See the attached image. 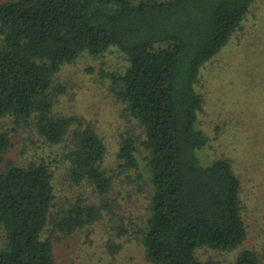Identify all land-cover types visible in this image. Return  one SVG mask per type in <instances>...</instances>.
I'll list each match as a JSON object with an SVG mask.
<instances>
[{"label":"trees","instance_id":"1","mask_svg":"<svg viewBox=\"0 0 264 264\" xmlns=\"http://www.w3.org/2000/svg\"><path fill=\"white\" fill-rule=\"evenodd\" d=\"M256 1L0 4V165L19 129L35 130L45 154L29 151L25 161H8L0 171V264H58L56 241L76 238L101 220L106 196L120 195L121 176L139 167V143L148 150L150 189L137 235L150 264H261L257 250L243 247L249 229L241 174L226 157L204 154L211 138L201 125L205 100L198 88L204 65L242 29ZM111 48L127 62L110 74L116 94L142 128L141 135L119 140L118 170L108 164L104 133L53 113L61 69ZM7 119L13 127L1 128ZM64 167L74 184L87 182L104 196L103 204L80 196L56 209ZM232 253L231 260L219 257Z\"/></svg>","mask_w":264,"mask_h":264},{"label":"rangeland","instance_id":"2","mask_svg":"<svg viewBox=\"0 0 264 264\" xmlns=\"http://www.w3.org/2000/svg\"><path fill=\"white\" fill-rule=\"evenodd\" d=\"M5 1L8 0H0V4ZM126 65L125 57L115 48L100 57L84 54L61 69L52 90L55 115L76 116L105 134L107 161L116 170L121 137L142 134L138 121L118 98L117 85L110 76L121 73ZM198 88L205 100L201 125L211 138L204 154L226 157L241 174L249 229L243 247L257 250L264 264V0L253 3L242 29L204 65ZM11 127L10 119L1 124V128ZM35 133L30 128L15 133L16 146L0 165V171L8 161H25L29 151L45 155ZM203 150L198 151L199 156ZM147 156L148 150L137 144L139 167L121 176L120 195L106 196L108 204L101 220L76 238L61 237L56 241L58 264H150L137 235L139 224L148 215ZM62 172L56 188V209L67 208L80 196L89 203L103 204L104 196L91 185L74 184L66 167ZM2 239L0 230V245ZM235 254L219 257L231 260Z\"/></svg>","mask_w":264,"mask_h":264}]
</instances>
